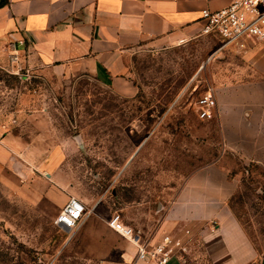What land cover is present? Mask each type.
<instances>
[{
  "label": "rangeland",
  "instance_id": "obj_1",
  "mask_svg": "<svg viewBox=\"0 0 264 264\" xmlns=\"http://www.w3.org/2000/svg\"><path fill=\"white\" fill-rule=\"evenodd\" d=\"M219 43L201 36L135 48L124 75L131 95L92 75L0 61V115L17 120L9 138H0V264L118 263L128 242L107 219L119 213L128 223L149 198L154 208L162 187L177 188L213 157L240 182L229 205L256 251L250 264H264V171L223 154L217 126L202 127L195 113L211 78L240 60L236 48L217 52ZM201 127L206 135L197 133ZM70 196L89 211L73 233L54 224ZM191 244L183 264H211L202 246Z\"/></svg>",
  "mask_w": 264,
  "mask_h": 264
},
{
  "label": "crops",
  "instance_id": "obj_2",
  "mask_svg": "<svg viewBox=\"0 0 264 264\" xmlns=\"http://www.w3.org/2000/svg\"><path fill=\"white\" fill-rule=\"evenodd\" d=\"M231 1L9 0L0 7V61L10 63L9 56L16 54L18 62L11 65L18 69L88 74L120 95H131L133 85L124 75L135 48L159 49L201 36L212 38L201 34V11L217 10ZM237 53L239 63L210 80L217 106L214 118L202 121V127L217 126L223 154L264 171V41L248 40ZM11 120L17 121L0 115L3 141L9 138ZM202 127L197 133L206 135ZM57 158L55 154L51 163ZM229 171L218 158H209L177 188L162 187L154 208L153 198L147 199L127 224L154 240L163 234L180 237L188 252L168 264H183L193 241L211 264H250L256 251L229 205L240 184ZM126 241L128 252L120 253L118 263L102 264H130L135 246Z\"/></svg>",
  "mask_w": 264,
  "mask_h": 264
},
{
  "label": "built area",
  "instance_id": "obj_3",
  "mask_svg": "<svg viewBox=\"0 0 264 264\" xmlns=\"http://www.w3.org/2000/svg\"><path fill=\"white\" fill-rule=\"evenodd\" d=\"M200 21L203 24L201 34L219 40L217 52L228 48L243 51L248 40L264 41V0H232L217 10L205 8L201 11ZM9 60L17 63L18 56L12 54ZM216 106L213 90L208 88L194 102L197 118L203 121L213 119ZM88 213L82 201L70 196L57 213L54 224L73 233L79 229ZM106 224L135 246L130 264H168L173 257L184 259L188 252L187 244L180 237L163 234L154 240L134 230L119 213H113Z\"/></svg>",
  "mask_w": 264,
  "mask_h": 264
},
{
  "label": "trees",
  "instance_id": "obj_4",
  "mask_svg": "<svg viewBox=\"0 0 264 264\" xmlns=\"http://www.w3.org/2000/svg\"><path fill=\"white\" fill-rule=\"evenodd\" d=\"M9 0H0V7L6 5Z\"/></svg>",
  "mask_w": 264,
  "mask_h": 264
},
{
  "label": "water",
  "instance_id": "obj_5",
  "mask_svg": "<svg viewBox=\"0 0 264 264\" xmlns=\"http://www.w3.org/2000/svg\"><path fill=\"white\" fill-rule=\"evenodd\" d=\"M67 229V228H66ZM68 230V229H67Z\"/></svg>",
  "mask_w": 264,
  "mask_h": 264
}]
</instances>
